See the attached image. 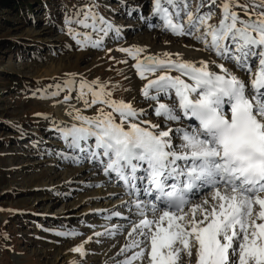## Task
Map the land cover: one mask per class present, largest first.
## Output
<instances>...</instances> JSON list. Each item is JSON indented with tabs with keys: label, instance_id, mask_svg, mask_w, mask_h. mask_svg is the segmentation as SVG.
Listing matches in <instances>:
<instances>
[{
	"label": "snow or ice",
	"instance_id": "obj_1",
	"mask_svg": "<svg viewBox=\"0 0 264 264\" xmlns=\"http://www.w3.org/2000/svg\"><path fill=\"white\" fill-rule=\"evenodd\" d=\"M118 3L127 7L125 0ZM215 9L220 13L218 23L212 22ZM133 11L129 8L128 14ZM152 15L163 20L165 30L191 36L222 61L193 62L168 52L142 57L146 49L139 46L117 49L135 61L131 67L136 75L147 80L141 95L156 102L153 114L157 118L165 122L194 119L198 127L165 129L142 119L147 113L131 101L113 99L106 83L81 79L77 99L85 110L99 107L92 117L73 108L69 115L77 123L54 125L67 147L81 154L63 158L98 163L105 175L115 174L123 182L128 195H137L136 200L123 202L134 206L141 219L133 224L129 242L118 253L132 254L119 264H134L145 255L149 264H183L185 256L190 262L193 255L195 264H264V0H198L194 8L190 0H153ZM63 23L62 30L80 48H100L110 33L118 37L121 32L120 26L100 13L96 0L65 9ZM228 63L248 73L250 81ZM75 83L71 74L50 95L71 92ZM70 99L65 96L64 102ZM168 99L172 102H163ZM90 139L94 140L91 145ZM204 186L213 189L211 199L191 204L187 194ZM141 193L166 207L140 199ZM120 216L113 210L106 218ZM54 234L79 235L74 230ZM146 242H150L147 252L141 247ZM70 251L86 255L83 244Z\"/></svg>",
	"mask_w": 264,
	"mask_h": 264
},
{
	"label": "rangeland",
	"instance_id": "obj_2",
	"mask_svg": "<svg viewBox=\"0 0 264 264\" xmlns=\"http://www.w3.org/2000/svg\"><path fill=\"white\" fill-rule=\"evenodd\" d=\"M190 2L194 8L198 0ZM86 3L88 0H36L18 10L0 8V231L9 233L7 239H0V264H119L132 254L118 255L129 242L133 224L141 217L134 206L123 202L138 197L128 195L115 174L111 178L105 175L98 163L63 158L81 154L68 148L53 130L54 125L77 123L69 115L73 108L81 109L85 116L96 115L99 106L85 110L77 99L81 79L106 83L113 99L131 101L147 113L142 119L160 123L165 129L196 127L195 121L165 122L150 114L149 106H155L154 101H147L146 107L132 101L128 95L132 84H138L135 88L140 93L147 80L133 76L136 72L131 65L135 61L117 49L127 45L159 47L170 37L177 47L193 44L195 49L203 50L204 45L191 36L176 37L165 30L163 20L152 15L153 0H125L127 7L123 8L118 0H96L100 13L120 26L121 32L118 37L110 33L100 48H80L62 30L63 19L65 9L70 11ZM105 5L115 11L106 10ZM129 8L135 9L131 15ZM215 11L212 22L218 23L219 9ZM157 36L161 41L155 43ZM207 53L217 63L222 62ZM125 59L128 63L118 62ZM226 66L250 81L248 73L231 63ZM71 74L76 80L73 90H62L52 97L50 93L56 91V85L62 86ZM65 96L71 99L64 102ZM163 102L171 103L172 99ZM175 143L180 140L177 138ZM201 189L189 199L192 204L211 197V187ZM139 198L149 200L143 195ZM113 210L121 216L106 218ZM146 215L151 219L153 214L148 211ZM73 230L79 235L54 234ZM97 232L102 235L96 236ZM81 244L86 252L83 257L70 251ZM148 245L146 242L141 247L147 252ZM147 260L145 255L143 261L134 264H149ZM194 263V255L190 262L186 256L183 258V264Z\"/></svg>",
	"mask_w": 264,
	"mask_h": 264
},
{
	"label": "bare ground",
	"instance_id": "obj_3",
	"mask_svg": "<svg viewBox=\"0 0 264 264\" xmlns=\"http://www.w3.org/2000/svg\"><path fill=\"white\" fill-rule=\"evenodd\" d=\"M174 35V34H173ZM174 36H176V35H174ZM178 36V35H177ZM176 36V37H177ZM178 37H180V36H178ZM159 41H161V38H160V36H157V37H155V39L153 40V42H159ZM151 42H152V40H151ZM181 44V43H180ZM154 45V44H153ZM128 47L130 46V45H127ZM131 46H135V45H131ZM137 46V45H136ZM193 46H195V45H193V44H191V45H189L188 47L187 46H183V45H179L178 47H177V45L175 46V44L173 43V39L170 37V39H169V41H166L164 44H162V45H160L159 47H154V46H147V47H142V48H145L146 49V53H143L142 54V56L144 55V54H151V55H157V56H162V54L163 53H165V52H168V53H172V54H176V53H179L182 57H183V59L184 60H189V61H193V62H199L200 60H208V59H214V58H211L209 55H208V53L206 52V51H204V50H197V49H195ZM126 47V46H125ZM140 47V46H139ZM214 67V66H213ZM231 68V67H230ZM214 70H216V71H218V69H215L214 68ZM234 71V70H233ZM237 73V72H236ZM136 75V73H134V75L133 76H135ZM149 78H154V77H149ZM242 78V77H241ZM131 79V78H130ZM185 79H187L186 77H185ZM138 80V79H137ZM141 80V79H140ZM243 80H244V78H243ZM136 85H138V84H135V83H133L132 84V86H131V90H130V93H128V95L130 94V99H132V101H134V102H137V103H139L138 105L139 106H149L148 104L149 103H147V101L142 97V95H141V92H140V90H139V92L140 93H138V92H136V91H138V89L137 88H135L136 87ZM129 91V90H128ZM132 95V96H131ZM132 97V98H131ZM155 104V103H154ZM153 104H151L150 106H149V113L150 114H153ZM183 120H188V121H186V122H189V121H194V119H183ZM176 128V127H175ZM182 163V162H181ZM201 189V188H200ZM202 191V189L200 190V192ZM199 193V191L198 192H193L192 193V196H196V194H198ZM261 195L262 196H264V193H261ZM207 197V196H206ZM205 197V198H206ZM207 199H211V197H207ZM117 201V200H116ZM154 203H156L157 204V206L158 207H160V208H164V207H166V205L163 203V202H161V201H156V200H154ZM200 203V202H199ZM192 204V203H191ZM258 207V206H257ZM103 208V207H102ZM157 215H159V213H157ZM103 228V227H102ZM101 229V228H100ZM148 247H149V251H150V242H149V245H148ZM147 250H148V248H147ZM143 261V260H142ZM148 261V260H147ZM137 263V262H136ZM142 263V262H141ZM145 263V262H144ZM143 263V264H144ZM147 264V263H146ZM195 264V263H194Z\"/></svg>",
	"mask_w": 264,
	"mask_h": 264
},
{
	"label": "trees",
	"instance_id": "obj_4",
	"mask_svg": "<svg viewBox=\"0 0 264 264\" xmlns=\"http://www.w3.org/2000/svg\"><path fill=\"white\" fill-rule=\"evenodd\" d=\"M31 1H36V0H0V8L8 7V8L17 9L24 5L29 6V3L31 4ZM5 235L8 237L9 233L6 230H1L0 239L2 240V238L5 237Z\"/></svg>",
	"mask_w": 264,
	"mask_h": 264
}]
</instances>
